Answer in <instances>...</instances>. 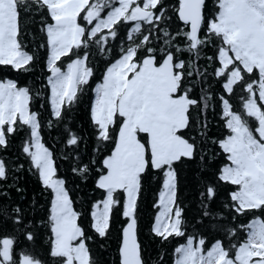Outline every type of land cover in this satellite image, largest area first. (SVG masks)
<instances>
[{"label": "snow or ice", "instance_id": "6c2138e0", "mask_svg": "<svg viewBox=\"0 0 264 264\" xmlns=\"http://www.w3.org/2000/svg\"><path fill=\"white\" fill-rule=\"evenodd\" d=\"M0 264H264V0H0Z\"/></svg>", "mask_w": 264, "mask_h": 264}]
</instances>
